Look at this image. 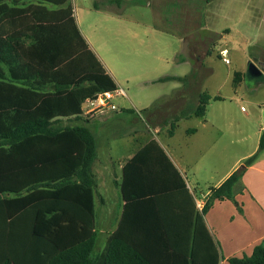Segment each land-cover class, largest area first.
<instances>
[{"label":"trees","instance_id":"trees-1","mask_svg":"<svg viewBox=\"0 0 264 264\" xmlns=\"http://www.w3.org/2000/svg\"><path fill=\"white\" fill-rule=\"evenodd\" d=\"M241 77L235 75V87ZM192 80V71L159 79L178 81L184 89ZM117 90L81 33L70 0H0V264H219L218 245L205 216L217 201L237 203L244 173L264 150V131L258 151L222 184L209 189L203 210L188 213L174 239H167L172 228L160 225V212L149 204L141 214H150V221L131 226L129 206L136 200L128 189L131 171L153 176L165 174L169 167L184 187L159 143L149 142L124 166L125 211L98 252L93 172L97 138L86 124L62 122L81 119L87 99ZM214 100L222 97L200 92L195 102L189 101L167 120L169 136L179 121L204 118ZM161 103L159 99L142 112L155 115ZM144 190L142 196L166 189ZM180 190L192 201L189 189ZM133 230L148 238H133ZM227 264H264V244L250 256L229 258Z\"/></svg>","mask_w":264,"mask_h":264},{"label":"rangeland","instance_id":"rangeland-1","mask_svg":"<svg viewBox=\"0 0 264 264\" xmlns=\"http://www.w3.org/2000/svg\"><path fill=\"white\" fill-rule=\"evenodd\" d=\"M70 1L93 50L105 63L117 68L119 80L132 79L139 73L141 65L150 63L149 60L168 48L172 57L179 60L185 56L192 63L175 67L172 72L184 75L192 71L195 78L191 81V86L194 84L195 87L193 94L206 91L213 97H222V100L210 102L204 118L179 121L173 140H170V125L166 122L174 115V110L169 111L165 98L156 114L150 116L142 111L159 98L147 101L148 98L139 94V109L132 112L133 116L126 111L131 108L128 98L114 97L111 103L118 107L119 113L91 121L94 130L97 127L115 129L117 135L98 134L101 136L98 143L100 159L109 160L110 156L126 154L132 148L133 136L138 140L154 138L163 145L171 144L170 150L178 154L185 148L194 151L207 130H202L200 136H192L187 130L200 127L204 120L216 127V151L219 153L211 155L212 160L203 152L201 155L197 151L193 153L195 159L201 156L204 168L209 167L208 163L212 166L213 160L217 165L222 164L225 151H230L231 158L237 159L255 148L259 141L257 132L264 124V0H121V5L109 4V0ZM224 49L228 51L227 61H223L221 54ZM251 62L262 70L263 78L248 74ZM237 73L243 77L235 87ZM130 84V91L136 93L135 82ZM122 87L129 95L127 85ZM195 95L189 100L195 102ZM83 108L86 111L91 106L85 104ZM227 122L232 124L230 130ZM133 131H137V135L132 134ZM127 132L131 134H125ZM99 167L96 163L97 171ZM192 190L197 198H201L200 191L206 189ZM120 193L121 190L102 173L99 189L95 192L99 231L105 225H111V211L115 212ZM100 196L105 203H99ZM101 240L102 236L97 240L96 248Z\"/></svg>","mask_w":264,"mask_h":264},{"label":"crops","instance_id":"crops-1","mask_svg":"<svg viewBox=\"0 0 264 264\" xmlns=\"http://www.w3.org/2000/svg\"><path fill=\"white\" fill-rule=\"evenodd\" d=\"M50 9H56L55 7L49 6ZM75 16V14H74ZM76 18V17H75ZM77 21V19H76ZM79 29L86 39L89 48L96 55L97 59L102 64L106 73L109 74L116 85L118 90L114 92V97H126L130 101L131 108L128 110L137 111L138 95H143L148 98L147 101L151 99H163L165 98L169 103V111L174 110V113L185 107L190 101L189 98L195 90L194 84L187 89L183 88L182 83L178 81H163L160 82L159 79L173 76V77H183L188 74H178L174 73V68H179L182 65H191L192 63L185 56H181L180 59L172 57L169 49L163 54H159L154 57L153 60H149L148 64L141 65L139 67V73L135 75L132 79L125 78L119 80L117 78V73L119 71L114 66L111 67L104 60H102L97 53L93 50L88 37L85 35L77 21ZM177 60V61H176ZM198 61V60H197ZM140 65V64H139ZM144 66V67H143ZM121 73V72H120ZM163 73V74H162ZM133 81L136 84L137 92H131V84ZM195 80H192V82ZM127 85V90L130 92L128 95L122 85ZM85 85H88L86 83ZM123 90L125 95H119V91ZM198 94L195 95L197 97ZM113 97V98H114ZM94 101L95 97L89 98ZM88 100V99H87ZM87 100L82 105L83 115L78 121L64 120L62 124H86L91 128V121L96 118H101L115 112L118 114V107L114 105L115 108L111 106H100L98 102L86 111L83 106L87 103ZM113 100V99H112ZM111 100V101H112ZM264 109V104L262 106ZM135 116V114L130 113ZM88 121V122H85ZM229 121V120H228ZM228 123L230 130L232 124ZM264 123V115H263ZM215 125L204 120L200 123V127L194 129L189 128L187 132H191L192 136H200L202 130H207L202 135L201 144L197 146L194 151L189 148L183 149L179 154L177 151L170 150L171 144L163 145L154 138H149L145 140H138L135 136L132 137V148L127 150V153L118 154L117 157L110 156L109 160L100 159L99 148L97 150V159L93 165V172L96 176L97 189L100 186V177L102 173L108 176V179L112 181L116 189H122V184L124 181V166L126 163L132 159L142 148H144L152 140H156L162 147L167 157L175 167V169L180 173L183 181L184 187L181 186L179 179L174 175L173 171L167 167L166 173H156L153 176L146 175V171L135 169L131 175H129V193L135 195L136 200H134L129 206V212L131 214V223L133 229L136 225L141 224V220L150 221L151 215H142L141 211L144 210V204H149V208L154 209L156 212H160L157 220L160 225H169L172 230L167 233V239H174L175 231L181 224L186 223V215L191 211L197 212L200 210L197 208V203L202 202L205 204L209 195V189L211 187H218L222 184L234 171H236L250 156L254 155L259 148V142L262 132L264 131V124H262L260 130L257 132L259 136V141L255 148L249 151L247 154L239 158H231L230 151H225L223 163L217 165L213 160V165L209 163V167L204 168L201 164V156L195 159L194 154L196 151L201 155V152L206 154L210 160L211 155H218L216 151V135H215ZM97 138V145L100 142V137L104 134H108L111 137L117 136L114 134L115 129H99L94 130ZM156 131L159 132L157 129ZM137 131H133L132 134L137 135ZM101 135V136H98ZM130 135L131 132L125 133ZM122 136L124 134H121ZM120 135V136H121ZM176 133L170 137L173 140ZM200 140V139H198ZM233 142V141H232ZM200 143V141L198 142ZM215 143V144H214ZM200 157V158H199ZM99 164L98 171L95 169V164ZM132 170V169H131ZM193 182V185L191 182ZM130 182V181H129ZM242 183L244 189L241 193L236 195V201H217L213 207L209 210L205 216V223L210 231L214 241L218 245V250L220 254L219 264H227V260L231 257H244L250 256L253 253L254 248L259 244H264V150L259 153L256 162L247 168L244 173ZM204 185V186H202ZM142 189L148 193H152V189H166L162 190L160 193L147 194L148 196H142ZM180 189H189L192 195V201L188 199V196L184 194ZM192 189H206L205 191H200L201 198H197L195 192ZM139 199V200H137ZM99 203H105V199L100 196ZM97 205V203H96ZM126 202L124 201L122 192L118 196L117 206L115 207V212L111 211L112 223L108 227L105 225L103 230H98V239L102 236L103 240L99 241L97 251L101 252L110 237V235L117 230L119 227L124 211ZM97 208V207H96ZM97 226H98V216H97ZM133 238L146 239L147 236L144 233L132 232Z\"/></svg>","mask_w":264,"mask_h":264},{"label":"built area","instance_id":"built-area-1","mask_svg":"<svg viewBox=\"0 0 264 264\" xmlns=\"http://www.w3.org/2000/svg\"><path fill=\"white\" fill-rule=\"evenodd\" d=\"M221 54H222V56H223V61H227L226 56H227V54H228V51H227L226 49H224V50L221 51ZM114 94H115V93H112V92L99 93V94L96 95V102H98V104H99L100 106H103V107H105V106H111V107L115 108L114 105H112V103H111V100L113 99ZM118 94H119V95H122V96L125 95V93H124L123 90H120ZM96 102H94V101L91 100V99H88V100H87V103H88L90 106H94V105L96 104ZM204 205H205L204 203H202V202H198V203H197V208H198L200 211H202L203 208H204Z\"/></svg>","mask_w":264,"mask_h":264},{"label":"water","instance_id":"water-1","mask_svg":"<svg viewBox=\"0 0 264 264\" xmlns=\"http://www.w3.org/2000/svg\"><path fill=\"white\" fill-rule=\"evenodd\" d=\"M248 74L253 77V78H257L260 79L261 76L263 75L262 70L256 65V63L251 62L249 64L248 67ZM263 115H264V111H263Z\"/></svg>","mask_w":264,"mask_h":264}]
</instances>
